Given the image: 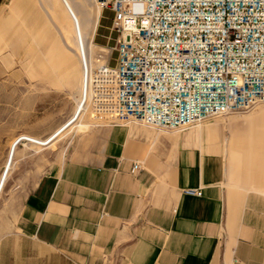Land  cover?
<instances>
[{"label": "crops", "instance_id": "crops-1", "mask_svg": "<svg viewBox=\"0 0 264 264\" xmlns=\"http://www.w3.org/2000/svg\"><path fill=\"white\" fill-rule=\"evenodd\" d=\"M103 127L99 157L48 168L24 196L17 223L22 234L109 257V264H264L259 211L245 203L227 219L217 160L225 144L234 157L224 167L229 181L262 193L264 148L253 147L255 137H227L211 124L166 136L162 150L159 135L136 122ZM172 154L178 159L169 168L141 163ZM135 162L140 169H133ZM190 188L202 195L187 193Z\"/></svg>", "mask_w": 264, "mask_h": 264}, {"label": "rangeland", "instance_id": "rangeland-1", "mask_svg": "<svg viewBox=\"0 0 264 264\" xmlns=\"http://www.w3.org/2000/svg\"><path fill=\"white\" fill-rule=\"evenodd\" d=\"M111 23L112 13L99 9L96 0H0V264L110 263L109 257H88L77 248L42 244L22 234L17 223L24 196L48 168L89 163L103 150V125L113 124L86 102L83 59L96 67L110 57ZM131 122L158 134L162 150L169 145L166 136L194 130H164L137 119L119 124ZM211 124L227 137H255L253 147L264 148V101L195 129ZM136 141L146 148L144 136ZM221 149L227 219L253 203L264 226V191L230 182L224 167L234 157L225 144ZM142 159L150 169L169 168L178 158Z\"/></svg>", "mask_w": 264, "mask_h": 264}, {"label": "built area", "instance_id": "built-area-1", "mask_svg": "<svg viewBox=\"0 0 264 264\" xmlns=\"http://www.w3.org/2000/svg\"><path fill=\"white\" fill-rule=\"evenodd\" d=\"M96 1L115 34L104 63L83 59L99 118L177 130L264 101V0Z\"/></svg>", "mask_w": 264, "mask_h": 264}, {"label": "bare ground", "instance_id": "bare-ground-1", "mask_svg": "<svg viewBox=\"0 0 264 264\" xmlns=\"http://www.w3.org/2000/svg\"><path fill=\"white\" fill-rule=\"evenodd\" d=\"M99 9H100V8H99ZM220 116H222V115H220ZM220 116H217V117H215V118H218V117H220ZM215 118H213V119H215ZM208 121H210V120H206V121H203V122H199V123H196V124L190 125V126L184 128V129L189 130V129H191V128H194V127L200 126V125H202L203 123L208 122ZM186 130H185V131H186Z\"/></svg>", "mask_w": 264, "mask_h": 264}]
</instances>
